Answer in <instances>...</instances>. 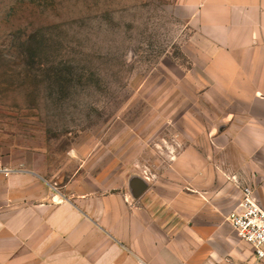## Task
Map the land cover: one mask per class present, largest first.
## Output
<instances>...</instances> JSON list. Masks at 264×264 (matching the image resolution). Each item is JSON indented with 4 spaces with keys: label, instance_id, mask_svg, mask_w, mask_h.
I'll list each match as a JSON object with an SVG mask.
<instances>
[{
    "label": "rangeland",
    "instance_id": "obj_1",
    "mask_svg": "<svg viewBox=\"0 0 264 264\" xmlns=\"http://www.w3.org/2000/svg\"><path fill=\"white\" fill-rule=\"evenodd\" d=\"M202 35L177 0H0V169L158 170L246 106Z\"/></svg>",
    "mask_w": 264,
    "mask_h": 264
},
{
    "label": "crops",
    "instance_id": "obj_2",
    "mask_svg": "<svg viewBox=\"0 0 264 264\" xmlns=\"http://www.w3.org/2000/svg\"><path fill=\"white\" fill-rule=\"evenodd\" d=\"M196 18L219 71L246 106L203 126L167 164L139 165L149 186L79 167L51 185L35 169H0V264H242L251 244L228 221L250 188L264 209V0H177ZM229 114V113H228ZM261 157L262 159H258ZM124 172V171H123Z\"/></svg>",
    "mask_w": 264,
    "mask_h": 264
},
{
    "label": "built area",
    "instance_id": "obj_3",
    "mask_svg": "<svg viewBox=\"0 0 264 264\" xmlns=\"http://www.w3.org/2000/svg\"><path fill=\"white\" fill-rule=\"evenodd\" d=\"M8 173L9 168L2 169ZM239 237L253 249V255L242 264H264V209L258 204L250 188L242 191L240 204L233 209L228 217Z\"/></svg>",
    "mask_w": 264,
    "mask_h": 264
},
{
    "label": "water",
    "instance_id": "obj_4",
    "mask_svg": "<svg viewBox=\"0 0 264 264\" xmlns=\"http://www.w3.org/2000/svg\"><path fill=\"white\" fill-rule=\"evenodd\" d=\"M127 183L133 198H137L149 186L146 176L138 172L127 176Z\"/></svg>",
    "mask_w": 264,
    "mask_h": 264
}]
</instances>
